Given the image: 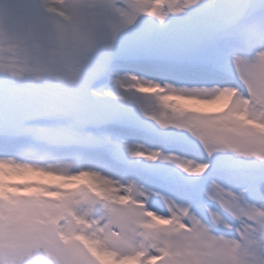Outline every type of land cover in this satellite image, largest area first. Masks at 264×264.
Listing matches in <instances>:
<instances>
[{
    "label": "snow or ice",
    "instance_id": "obj_1",
    "mask_svg": "<svg viewBox=\"0 0 264 264\" xmlns=\"http://www.w3.org/2000/svg\"><path fill=\"white\" fill-rule=\"evenodd\" d=\"M0 264H264V0H0Z\"/></svg>",
    "mask_w": 264,
    "mask_h": 264
}]
</instances>
